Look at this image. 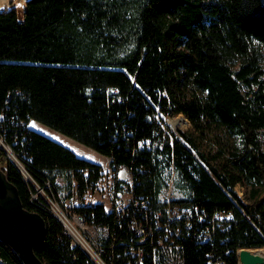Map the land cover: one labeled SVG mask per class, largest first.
Masks as SVG:
<instances>
[{"label": "trees", "instance_id": "obj_1", "mask_svg": "<svg viewBox=\"0 0 264 264\" xmlns=\"http://www.w3.org/2000/svg\"><path fill=\"white\" fill-rule=\"evenodd\" d=\"M179 115L190 127L173 131L166 119ZM31 120L109 158L113 207L76 209L101 230L107 264H127L133 244L114 210L120 168L155 211L166 207L174 170L186 196L173 204L233 212L211 240L196 219L173 221L182 237L158 252L161 263L177 252L182 264H240V249L264 247V0H31L22 21L15 9L0 11V132L41 185L95 191L105 169L25 127ZM6 164L24 207L45 219L40 260L95 264L30 202L33 189L0 147ZM238 184L251 185L249 202ZM0 264L25 263L0 240Z\"/></svg>", "mask_w": 264, "mask_h": 264}, {"label": "built area", "instance_id": "obj_2", "mask_svg": "<svg viewBox=\"0 0 264 264\" xmlns=\"http://www.w3.org/2000/svg\"><path fill=\"white\" fill-rule=\"evenodd\" d=\"M29 123H26V125L25 123H22V125H25V127L29 129ZM0 138L2 143L15 153L12 147L6 143L1 132ZM2 146L3 145L0 144V147L3 149ZM9 153L13 156L17 163L20 164V166L16 164L17 168L21 172L28 186L33 189L30 202L40 205V207H43V209H46L51 214H53L52 205L43 196L38 194V190L40 188L47 193V199H50L49 196H51L59 205L62 206L64 210L68 211L70 216L68 217L65 215L63 223L57 216L54 214L53 215L62 223L64 234L71 237L73 245H77L83 249L79 244L74 243V236L72 235V237L69 232H72V234H75L78 237H82L76 226L73 225V222H71L72 219L76 220L82 227L85 226L90 230V226L87 225L84 215L76 211L78 207H90L97 204L92 202L90 191L82 194L75 187L72 189L69 199L65 201L64 199L66 198L61 195L56 185H53L51 182L41 185L26 169L17 153H15L16 155H13L11 152ZM16 156L18 159H16ZM105 171L106 174L99 181L98 188L100 189L104 198H108V196L113 197L115 191V176L114 174L109 175L108 171ZM126 171L128 173L126 179H120L119 177L117 179L118 181H123L120 182L119 189L116 193L114 210L118 217V223H121L122 226L124 222H127L132 232L130 237L132 238L133 244H130V246L127 248V255L131 256V258L127 260V264H145L144 246L146 243L152 246L153 263L157 264L156 255H158V252L170 250L168 247L173 246L172 238L174 235L176 237H182L181 230L177 229L176 232L171 230L170 224L173 221L183 220L187 227H191L192 219H196L199 223L205 224L206 227L203 230V233L206 240H211L215 234V231L224 232L230 226L233 219L232 211L217 210L209 215L207 212L201 213L200 209L196 206L191 207L188 204H173V196L171 195V191L168 190L162 199L163 202H166V207L164 209L155 211L149 202H147L148 200L135 195L132 174L128 171V169H126ZM103 235L106 236L105 233H103ZM135 242L137 245L134 244ZM81 245L84 246V244ZM94 245L96 255L93 257V261L95 264H107L103 258L105 252L103 244L99 242L98 244ZM87 254L91 256V253L88 251Z\"/></svg>", "mask_w": 264, "mask_h": 264}, {"label": "water", "instance_id": "obj_3", "mask_svg": "<svg viewBox=\"0 0 264 264\" xmlns=\"http://www.w3.org/2000/svg\"><path fill=\"white\" fill-rule=\"evenodd\" d=\"M30 1L7 0L2 3L0 0V11L15 9L22 21ZM8 169V164L0 165V240L15 251L23 263L44 264L36 255L35 247L46 238L45 219L39 212L24 207L18 188L8 179ZM238 255L243 264L264 263V258L250 248L240 249Z\"/></svg>", "mask_w": 264, "mask_h": 264}, {"label": "rangeland", "instance_id": "obj_4", "mask_svg": "<svg viewBox=\"0 0 264 264\" xmlns=\"http://www.w3.org/2000/svg\"><path fill=\"white\" fill-rule=\"evenodd\" d=\"M173 121H176V123L174 124ZM166 122H167V125L173 130V131H177L178 129H188L190 127V123L184 118L183 115H179V116H176L174 118H171V119H166ZM42 124L36 120H31L30 123H29V127L34 130V131H38L39 132V125ZM44 125V124H42ZM45 128L47 129H50L51 131L53 132H58L52 128H48V126L44 125ZM49 130V131H50ZM60 133V132H59ZM51 132H46V133H43V135L47 136L48 138L56 141L55 139H53L52 135H50ZM70 138V137H69ZM74 143H76L77 145H75V149H70L72 150L77 156L81 157V158H84L86 160H89V161H92L94 163H98V164H102L104 165L105 164V159L103 155L99 154L98 152H96L95 150H93L92 148H89L83 144H81L80 142L74 140ZM58 142V141H56ZM60 143V142H58ZM0 144H2L3 146V149H4V152L6 153L7 157L9 158V160L14 163L15 165L17 164L18 166H20V164L17 163V161L13 158L12 155H10L9 152H11L13 155H16L9 147H7L5 144L2 143L1 141V138H0ZM65 146V145H64ZM67 147V146H65ZM68 148V147H67ZM16 159H18V157L16 156ZM16 165V167H17ZM105 170L108 171L109 175H113V171H111L109 165H106L105 166ZM127 171L126 169L122 168L119 170L118 172V176L120 179H126L127 177ZM58 182H59V185H63L64 183V180H61L60 178L58 179ZM177 183H178V177L176 175V172L173 170L171 171V174H170V181H169V187L168 189H166V191H171V195L174 197V198H182V197H185V192L183 190H181V188H177ZM181 186V185H180ZM251 185L250 184H238L236 186V190L238 192V195L241 197L242 200L246 201V202H249L250 201V195H251ZM163 192V194L166 193ZM64 191H60L61 195L63 197H65L66 199H64L65 201L67 199H69L70 196L67 195V193H64ZM38 194L43 196L51 205H52V213L57 216L59 218L60 221H62L63 223V220L65 219V215H67L68 217L70 216L69 215V212L64 210L62 208L61 205H59L51 196H49L50 199H47V193L40 189L38 190ZM90 194H91V198H92V202L93 203H103L106 208H107V211H110L111 208L113 207V201H112V198L113 197H110L108 196V198H104L101 194V191L99 188H97L95 191H90ZM163 198V196H162ZM73 225L76 226V228L78 229V231L80 232V234L82 235V237H78L77 235L75 234H72V232L70 233L69 231V234L74 238V243H77L79 244L83 249L84 251L87 253V249L85 248L87 245L86 244H90L91 247H92V253L91 254V259L93 260V257L96 255V251H95V245L94 244H98L100 242V236L102 235V232L100 229H95V227H91L90 226V230L87 228V227H82L76 220H73ZM81 244H84L81 245ZM87 251H86V250ZM259 249H264L263 248H258V249H252L254 252L259 250ZM89 252V251H88ZM90 253V252H89ZM157 259V264H164L165 262L167 264H182V260H181V257L178 255L177 252H170L168 253L167 257H165V261L164 263L160 262V258H159V255L156 257ZM94 262V261H93ZM95 263V262H94ZM241 264V263H240Z\"/></svg>", "mask_w": 264, "mask_h": 264}, {"label": "crops", "instance_id": "obj_5", "mask_svg": "<svg viewBox=\"0 0 264 264\" xmlns=\"http://www.w3.org/2000/svg\"><path fill=\"white\" fill-rule=\"evenodd\" d=\"M49 128V127H48ZM39 133H41V134H43V133H46L47 131L48 132H51V134L50 135H52V136H50V137H52L53 139H55L56 141H58V142H60V144H62V145H65V146H67L68 148H70V149H75V145H77L76 143H74V141H73V139L72 138H69V137H67V136H65V135H63V134H61V133H59V132H53V131H51L50 129H47V128H45V126L44 125H42V124H40L39 125ZM50 130V131H49ZM38 132V131H37ZM104 159L106 160L105 161V164L104 165H102L101 164V166L105 169V166L106 165H109V158L108 157H104ZM89 161V160H88ZM92 162V161H91ZM94 163V162H93ZM98 164V163H97ZM120 169H122V168H120ZM125 169V168H124Z\"/></svg>", "mask_w": 264, "mask_h": 264}, {"label": "bare ground", "instance_id": "obj_6", "mask_svg": "<svg viewBox=\"0 0 264 264\" xmlns=\"http://www.w3.org/2000/svg\"><path fill=\"white\" fill-rule=\"evenodd\" d=\"M3 2L2 3H4V1H7V0H2ZM1 3V4H2ZM173 123L175 124L176 123V121H173ZM87 246H86V249L91 253V254H93L92 253V247H91V245L90 244H86ZM258 255H260V256H262L263 258H264V249H259V250H257V251H255ZM241 264H243V263H241ZM262 264H264V263H262Z\"/></svg>", "mask_w": 264, "mask_h": 264}]
</instances>
